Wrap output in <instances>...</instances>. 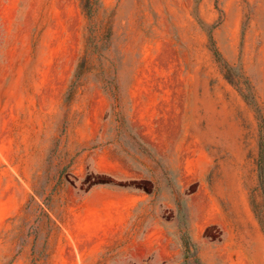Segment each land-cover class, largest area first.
<instances>
[{
  "label": "rangeland",
  "instance_id": "1",
  "mask_svg": "<svg viewBox=\"0 0 264 264\" xmlns=\"http://www.w3.org/2000/svg\"><path fill=\"white\" fill-rule=\"evenodd\" d=\"M252 236L264 0H0V264H264Z\"/></svg>",
  "mask_w": 264,
  "mask_h": 264
},
{
  "label": "bare ground",
  "instance_id": "2",
  "mask_svg": "<svg viewBox=\"0 0 264 264\" xmlns=\"http://www.w3.org/2000/svg\"><path fill=\"white\" fill-rule=\"evenodd\" d=\"M248 234L251 237V233L249 232ZM252 242L254 243V246L252 245V248L254 250V253L256 254V259L259 260L260 263H264V260L262 258V250H263V247L261 245L260 240L258 239L257 236H252Z\"/></svg>",
  "mask_w": 264,
  "mask_h": 264
},
{
  "label": "crops",
  "instance_id": "3",
  "mask_svg": "<svg viewBox=\"0 0 264 264\" xmlns=\"http://www.w3.org/2000/svg\"><path fill=\"white\" fill-rule=\"evenodd\" d=\"M162 186V184H161ZM129 212H130V209H125L124 211V217L122 218V224H125L127 221H128V218H129ZM158 232L161 233V230L158 229ZM195 238V237H194ZM192 237V241L195 242V239Z\"/></svg>",
  "mask_w": 264,
  "mask_h": 264
},
{
  "label": "trees",
  "instance_id": "4",
  "mask_svg": "<svg viewBox=\"0 0 264 264\" xmlns=\"http://www.w3.org/2000/svg\"><path fill=\"white\" fill-rule=\"evenodd\" d=\"M261 160L263 157V148L261 149V154H260ZM260 179H262V169L260 170Z\"/></svg>",
  "mask_w": 264,
  "mask_h": 264
}]
</instances>
